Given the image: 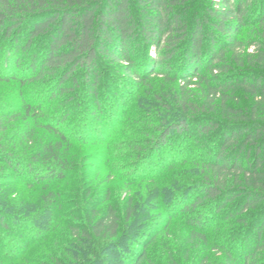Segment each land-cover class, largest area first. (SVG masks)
Instances as JSON below:
<instances>
[{
    "label": "trees",
    "instance_id": "1",
    "mask_svg": "<svg viewBox=\"0 0 264 264\" xmlns=\"http://www.w3.org/2000/svg\"><path fill=\"white\" fill-rule=\"evenodd\" d=\"M193 2L0 0V39L12 42L4 61L16 67L22 55L29 57L25 70H30L0 74V85L22 90L38 82L48 88L40 101L22 97L21 110L0 112V171L20 178L11 191H2L11 182L0 183V261L114 264L111 256L122 247L130 252L129 264H149L146 249L180 213L185 236L176 250L172 239L165 240L162 264H264V0H212L216 7L205 3L203 18L190 14ZM254 25L259 39L246 42L237 35L239 28ZM31 46L35 51L27 56ZM251 47L254 53H247ZM118 72L135 78L138 90L154 76L164 78L151 96L166 117L158 118L156 136L134 151L126 175L129 186L166 180L175 189L168 196L158 192V209L166 210L164 225L144 236L138 231L143 223L137 199L129 196L119 207L109 190L101 201L87 184L89 157L83 150L99 141L59 127L80 106L79 77L94 98L96 109L89 116L96 118L99 83ZM192 77L198 86L194 91L187 87ZM165 84L169 88L161 91ZM44 100L65 109L53 114ZM192 126L210 136L201 144L204 158L197 152L170 162L167 170H173L161 178L137 174L171 135L187 134ZM186 164L200 167V179L177 191V177L185 173L178 170ZM65 182L68 190L54 189ZM191 189L194 195L187 199ZM178 205L172 215L170 209ZM220 213L213 226L210 221ZM239 239L247 247L236 254L231 243Z\"/></svg>",
    "mask_w": 264,
    "mask_h": 264
},
{
    "label": "rangeland",
    "instance_id": "2",
    "mask_svg": "<svg viewBox=\"0 0 264 264\" xmlns=\"http://www.w3.org/2000/svg\"><path fill=\"white\" fill-rule=\"evenodd\" d=\"M193 1L191 8H189L190 14L192 15V13L197 12L200 15V18H203L206 15L205 9H207V6H205V3L210 7H216V2H212V0ZM252 19H254V17H252ZM207 29L210 30V27H207ZM255 29V25L253 27L239 28L236 33L241 39L250 42L259 37L260 32L255 31ZM215 33L219 39L223 38L222 36L220 37L217 32ZM206 43H208L207 40ZM11 46L12 42L10 39H0V74L9 76L13 74L18 75L28 73L30 70L26 71L25 67L28 63L29 57L22 55L20 57L19 65L16 67L13 66L12 62L6 65L4 58L6 57V52H8V47ZM34 48V46H31L28 49L27 56L29 53L32 54L35 51ZM150 51L153 53L152 49ZM246 51L247 53H254L255 48L251 47L246 49ZM215 62H218V60H215ZM112 75L114 78H106V82L99 83L97 88V99L100 104L96 118L89 116V110L91 108L94 110L96 109V106L93 104L95 103L94 98L84 89L81 82L82 80H80L79 77L77 90L75 92L79 93V99L77 98V101L79 102L77 103H80V106L78 108L74 106L75 108L73 107L72 110H70L71 114L68 115L66 122L62 123L59 127L69 135L77 138L85 136L88 140L96 139L99 141L94 144L88 143L83 150V153L89 157L87 184H89L95 191V197L101 201L105 197L104 193L109 190L113 195L112 200L114 204L119 205V207H122L129 196L137 199L141 204L139 217L141 219L140 221L143 223L138 231L139 233H143L141 236H144L154 232L156 229H161L164 225L166 210L158 209V198L155 199L156 196H159L158 192L163 191L168 196V194L172 193L175 189L172 188L171 190V187L167 185L169 183L167 182L165 184L166 180H159L154 183L151 182V180L147 181L144 179L129 186L127 185L128 178H126V175L132 171L131 166L130 169L128 167L129 164L132 163L133 155L136 153L134 151L140 146L143 147L144 143L149 141L152 136H156L157 133H155L153 128L157 125L158 118L166 117L164 115L166 113L165 108L158 107L157 104H155V99L151 96V91H153L155 83H161L158 80H164V78L161 75L154 76L153 79L150 80L151 84L146 86L143 85L142 88L138 90L133 84L135 78L127 77L124 74H121V72L112 73ZM195 81L196 78L192 77L191 82H189L187 86L193 91L198 89V86L194 84L196 83ZM34 85H37V87ZM39 87L43 89L41 90ZM166 88H169L167 84L160 87L161 91L166 90ZM147 91H149V93H147ZM23 92L24 96L22 95ZM47 92L48 88L41 85L38 86V82H33L32 84H29L26 89L22 90L16 85L14 86V84L0 85V112L5 113L13 110H21L20 107L23 100L30 102L33 100L40 101L46 96ZM144 93L147 94L144 95ZM65 96L66 95L62 97ZM22 97L23 100H21ZM42 104L45 109L49 107L48 109L54 111L52 113H56L57 115L61 109H65V106L56 103V101L51 103L44 100ZM84 115L87 117L85 119L88 120V122H86L85 119V121L83 120V123L86 122L85 125L81 123V119L84 118ZM158 115H160V117H158ZM197 132L195 126H192L187 134L171 135L168 138V143L161 146L154 153L150 154L149 157L144 159L143 163L137 169V174L143 176V178L149 175L160 176L162 174L160 176L161 178L173 170L172 167L167 170L170 162H179L184 157L196 155L197 152L203 155L200 151L201 144L210 141V136H202ZM112 134H114V136ZM12 135L14 136V134L11 133V136ZM104 139L105 142H108V144H106L107 146L103 145V142L100 143V140ZM73 148L76 149V146ZM100 152L102 153L101 156L99 155ZM198 157L202 159L204 158V155H198ZM183 169L185 170V173H181V175L177 177V184L180 185L178 189L176 188L177 191L185 188V186H191L200 179L201 169L199 166L196 167V165L186 164L185 168H181L178 172H182ZM166 170L167 172L164 174V171ZM69 180H71V178H69ZM19 181L20 178L18 176L14 177L10 170L4 169L0 171V183H12L10 185H5V187L2 188V191L13 190V188L18 185ZM69 188L70 186L68 182L54 186V189H58L59 191H66ZM13 193V195L16 194V192ZM191 195H194V189H191V191L186 194V198L189 199ZM180 207L181 205L171 208L172 215L175 212H178ZM150 209L154 210L150 212ZM180 216H182V214H177V216L170 221L167 231L161 232L153 244L146 249L150 252L149 264L163 263L161 258L165 256H162L164 254L162 253L161 248L166 239L169 241L172 239L171 241H174L173 248L176 250L178 240L183 238L186 233V228L183 225V221L180 220ZM220 218L221 213L215 219L211 220L210 223L214 226L219 223ZM168 233L171 237H167ZM253 243L254 241H250V247L248 246V249L251 248ZM38 245L36 244L33 246L34 250L39 249L37 248L39 247ZM136 247L137 249H140L137 245ZM231 247L234 253L241 254L240 251L246 249L247 246L241 242V239H239L232 242ZM115 249L114 254L111 256L113 257V260H115L114 264H129L131 256L128 248L117 247ZM8 251L10 252V248ZM30 253L32 254V250ZM163 260L164 262L167 261V259ZM0 264L6 263L0 261ZM142 264L147 263L142 261Z\"/></svg>",
    "mask_w": 264,
    "mask_h": 264
}]
</instances>
